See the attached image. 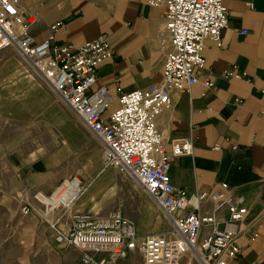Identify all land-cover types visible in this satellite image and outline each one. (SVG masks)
<instances>
[{"label":"crops","instance_id":"obj_1","mask_svg":"<svg viewBox=\"0 0 264 264\" xmlns=\"http://www.w3.org/2000/svg\"><path fill=\"white\" fill-rule=\"evenodd\" d=\"M225 4L229 24L222 32L223 46L206 42V64L197 72L199 81L182 92H172L171 104L156 122L165 132L168 151L175 139L195 141L192 154L170 160L169 174L175 187L206 193L228 182L233 193L244 196L247 229L238 240L240 252L228 264H264V0H226ZM21 6L37 18L32 25L37 40L47 37L50 26L59 20L64 22L55 34L60 44L80 46L100 36L105 38L114 57L100 65L94 88L106 87L113 99L111 109L118 107V86L131 91L162 81L164 60L171 47L163 32L164 5H151L148 0H21ZM19 62L5 60L1 73L13 68L11 79L21 76L27 70ZM9 70L2 75L5 80ZM206 79L213 82L211 88L203 85ZM36 93L46 95L49 107L42 117L28 121L36 124L43 118V132L54 131L55 137L40 145L54 149L35 159L16 158L11 165L12 192L22 205L29 203L31 213L37 212L39 205L33 194L50 193L64 178L78 175L68 163L77 156L78 176L88 187L71 211L105 215L120 210L136 223L142 235L165 232L160 229L163 219L154 202L151 216L141 219L138 228L135 218L140 217L139 207L147 200L141 196L142 201L135 203L139 211L133 214L127 211L125 198L133 191L142 195L141 187L128 175L118 176L111 167H104L100 141L57 95ZM18 97L25 94L19 90ZM152 216L160 224L146 232L141 226ZM76 250L81 264V252ZM136 254L123 263L131 264ZM180 264L198 262L187 254Z\"/></svg>","mask_w":264,"mask_h":264},{"label":"built area","instance_id":"obj_2","mask_svg":"<svg viewBox=\"0 0 264 264\" xmlns=\"http://www.w3.org/2000/svg\"><path fill=\"white\" fill-rule=\"evenodd\" d=\"M225 1L148 0L164 5L163 32L171 47L162 81L131 91L118 86V107L111 109L113 99L106 87L94 88L100 65L114 57L103 36L80 46L60 44L55 34L64 22L59 20L47 37L37 40L32 32L36 16L23 10L21 0H0V54L16 51L39 74L100 141L104 166L132 178L171 226L169 231L142 235L120 210L105 215L71 211L88 187L71 175L50 193L37 191L33 198L55 241L80 250L81 264H127L123 262L134 252L144 264H180L187 254L198 264H228L240 252L238 240L247 229L244 196L233 193L228 182L206 193L175 187L170 160L192 154L195 141L175 139L168 151L165 132L156 122L171 104L172 92L199 81L206 42L223 46L222 32L229 24ZM203 85L211 88L213 82L206 79ZM31 211L29 203L22 206L25 215Z\"/></svg>","mask_w":264,"mask_h":264},{"label":"rangeland","instance_id":"obj_3","mask_svg":"<svg viewBox=\"0 0 264 264\" xmlns=\"http://www.w3.org/2000/svg\"><path fill=\"white\" fill-rule=\"evenodd\" d=\"M7 59H18L27 72L11 79V75L14 74L11 70L13 68L10 70L7 68L3 73L0 71V264H79V253L73 246H63L55 241L54 232L46 222L42 208L38 206L37 212L33 211L25 215L22 212L24 204L22 205L17 195L12 192L11 165L16 158L35 159L45 156L54 149L51 146L40 145L45 141L48 143L49 138L55 137L54 131L43 132L42 128L44 129L45 124L43 118L37 120L36 124L33 121L29 122L28 119L42 117L44 110L49 107L46 95L36 92L57 94L14 50L0 54V69ZM8 70L11 73L9 72V77L5 80L2 75ZM19 90L25 94V97H18ZM37 128L41 130L36 131ZM77 154L79 155V151ZM68 163L75 168V174L79 175L80 165L77 156L71 157ZM111 168L118 176L127 177L118 168ZM140 190L142 195L133 191L125 198L127 211L133 214L139 207L135 203L143 198L147 200V203L139 207L142 214L135 218L138 228L141 219L145 220L148 215L151 216V203H153L151 197L141 188ZM159 214L163 219L160 225L161 231H169L171 228L169 221L161 212ZM159 224V220L152 216L148 224L141 227L148 232ZM130 263L144 264L140 254L132 255Z\"/></svg>","mask_w":264,"mask_h":264}]
</instances>
